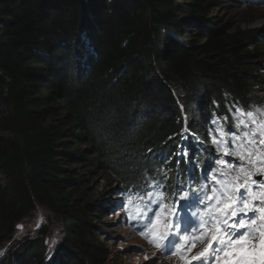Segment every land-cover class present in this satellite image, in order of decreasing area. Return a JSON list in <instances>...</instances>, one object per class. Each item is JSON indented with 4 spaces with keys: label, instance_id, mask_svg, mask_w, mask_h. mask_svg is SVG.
Instances as JSON below:
<instances>
[{
    "label": "trees",
    "instance_id": "16d2710c",
    "mask_svg": "<svg viewBox=\"0 0 264 264\" xmlns=\"http://www.w3.org/2000/svg\"><path fill=\"white\" fill-rule=\"evenodd\" d=\"M225 4L0 0V264H115L97 222L122 203L165 219L210 193L235 160L213 137L264 112L263 33L210 19ZM38 206L62 229L52 263L47 228L15 237Z\"/></svg>",
    "mask_w": 264,
    "mask_h": 264
},
{
    "label": "snow or ice",
    "instance_id": "6c2138e0",
    "mask_svg": "<svg viewBox=\"0 0 264 264\" xmlns=\"http://www.w3.org/2000/svg\"><path fill=\"white\" fill-rule=\"evenodd\" d=\"M236 112L239 116L235 117L237 123L234 127L240 130V134L230 133V139L225 141L221 132L220 139L213 137L212 141L216 151H223L230 159L236 158L232 163L222 157L217 159V163L223 167L215 170L220 173V178L213 175L212 179L219 187H214L212 194H205L203 199L199 190H193L191 195L184 192L169 209L171 223H161L159 212L155 214V220L149 217L153 234L155 230H162L159 238H167L162 252H169L175 246L176 229L189 231L188 227L182 226L183 211L189 202L195 200L205 204L198 227L194 229L201 235L184 239L189 240L193 246L198 241L207 240L208 246L192 257V260L205 264L207 257V264H213V261L216 264L222 261L223 264H264V254L257 251L258 246H264V179H260L264 177V121L258 120L253 112L246 113L247 120L239 118L245 115L241 109L237 108ZM225 143L231 145L232 150L225 147ZM257 164L260 166L257 167ZM253 176L257 179H253ZM153 195L149 193V199ZM155 196L160 199L163 193H155ZM140 234L149 239V243H155L147 233L142 231ZM249 244L250 254H243L245 245ZM156 247L160 248L161 244L156 243ZM151 264H155V261Z\"/></svg>",
    "mask_w": 264,
    "mask_h": 264
},
{
    "label": "rangeland",
    "instance_id": "374dc122",
    "mask_svg": "<svg viewBox=\"0 0 264 264\" xmlns=\"http://www.w3.org/2000/svg\"><path fill=\"white\" fill-rule=\"evenodd\" d=\"M178 2L181 4V2L184 3L186 0H178ZM217 18L230 19L233 22L239 23L241 26L258 28L263 33V36L259 40L264 48V0H239L237 3L232 2V0H226L224 7L211 13L210 19L214 20ZM191 30H193V27ZM256 112H258L257 109ZM262 114L263 116H261V119L264 121L263 111ZM253 159H255V157H253ZM232 162L233 160L229 163ZM259 166L260 165L257 164V167ZM222 167L223 166H220L216 169ZM216 174V176L220 178V173L216 172ZM99 184V188H102L103 184ZM218 187L217 185V188ZM181 203L184 202L181 201ZM190 203L191 202H189V204ZM136 208H140V210H138V217H135V219H138L139 223L142 222L141 229L139 228L140 225L136 227L131 217L132 213L136 211ZM143 211H145V208L139 205L130 208V210L120 209L106 216L103 219L106 222L105 224L97 222L99 229H105L101 232V237L105 238L106 235L111 236L108 242L112 251L113 262L115 264H151L154 260L155 264H186V260L183 259L188 257L179 258L175 255H164L162 251L156 247V243H159V236L153 234L154 230L150 228L149 220V217L151 220H155V217L150 210H148L149 214L143 213ZM195 212H197V210ZM18 225L22 226L19 228L17 227L15 232V237L18 241L26 236L34 238L42 229L47 228L48 234L46 235V244L48 253L46 259L49 263L56 261L61 244L62 229L60 224L52 218L46 209L38 206L31 215L26 217ZM142 231L147 233L149 238L153 239L155 243H149V239H146L145 236L140 234ZM156 231L157 230H155V232ZM17 243L18 242H15L11 245V250L19 247ZM250 248V244L245 245L243 254H250ZM194 249L196 250L197 247H194ZM257 251L264 254V246H258Z\"/></svg>",
    "mask_w": 264,
    "mask_h": 264
},
{
    "label": "bare ground",
    "instance_id": "6f19581e",
    "mask_svg": "<svg viewBox=\"0 0 264 264\" xmlns=\"http://www.w3.org/2000/svg\"><path fill=\"white\" fill-rule=\"evenodd\" d=\"M167 210V209H166ZM183 237V239H184V236H182ZM206 246H208L207 244H200L198 247H197V249L196 250H194L193 252H192V254L190 255V262L191 263H194V264H200V262L199 261H195V260H192V257H194L197 253H199V252H202L203 251V249L206 247ZM214 262V261H213ZM205 264H207V257H205Z\"/></svg>",
    "mask_w": 264,
    "mask_h": 264
}]
</instances>
